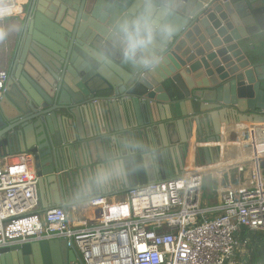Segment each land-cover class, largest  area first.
Listing matches in <instances>:
<instances>
[{"label": "water", "instance_id": "obj_1", "mask_svg": "<svg viewBox=\"0 0 264 264\" xmlns=\"http://www.w3.org/2000/svg\"><path fill=\"white\" fill-rule=\"evenodd\" d=\"M30 1L29 16L5 58L8 80L0 96V157L31 154L35 172L40 157L50 173L57 174L50 182L52 201L40 195L42 211L72 206L66 200L71 182L58 174L64 168L58 130L67 122L73 132L67 143L87 148L88 142L74 134L80 108L93 124L113 99L121 105L131 103L136 113L156 108L160 130L169 121L175 123L182 152L188 118L211 120L205 123L211 135L202 139L204 144L220 143L222 128L236 121L264 125V0H182L180 30L165 48L161 67L143 78L128 66L115 67L109 74L90 61L88 51L102 48L106 39L107 19L97 12L102 0ZM110 3L119 13L133 0ZM58 12L70 17L66 25L56 23ZM210 151L202 147L207 163ZM166 179L165 174L162 180ZM57 248L63 264H82L63 239L0 249V264H56L49 256Z\"/></svg>", "mask_w": 264, "mask_h": 264}, {"label": "built area", "instance_id": "obj_2", "mask_svg": "<svg viewBox=\"0 0 264 264\" xmlns=\"http://www.w3.org/2000/svg\"><path fill=\"white\" fill-rule=\"evenodd\" d=\"M7 79L0 71V96ZM251 124L250 144H264V125ZM261 160H252L256 173L244 182L215 189L213 205L202 203L204 174L191 172L132 187L120 200L97 196L86 203L99 212L90 223L83 214L74 221L64 207L38 214L33 155L1 156L0 249L63 239L82 264H226L238 232L264 231Z\"/></svg>", "mask_w": 264, "mask_h": 264}, {"label": "crops", "instance_id": "obj_3", "mask_svg": "<svg viewBox=\"0 0 264 264\" xmlns=\"http://www.w3.org/2000/svg\"><path fill=\"white\" fill-rule=\"evenodd\" d=\"M30 2V0H5V2L0 4L2 6L0 8V71H7L5 58L6 55L14 48L15 42L21 34L22 26L29 16L28 8L30 6ZM65 6L67 9L72 8L71 4H66ZM57 8L58 7H56V10ZM69 20L70 17H68V15H63V12H58L57 14H55V21L58 25H66ZM5 32L7 33L6 35H4ZM75 90L77 91L76 88H74V91ZM74 91H72L73 94H75ZM182 108L185 112H187V107L185 105H182ZM150 109L151 110H146L144 108V111L138 109L136 113L131 103L129 104V106L121 105L118 99H113L111 101H108V107H104L102 111L99 110L98 114H100V117L98 118V122L93 124L90 121L87 112L85 110L81 111L80 108V111L78 113V120L80 122L79 130L76 129V132L74 130V134H76V138L80 137L83 140H86L88 142V147L91 146L92 141L99 135L100 120L102 119L106 128L113 131H119L125 127H127L128 129L130 128L132 132L148 140L157 149V164L151 173L137 172L132 175L127 184L123 186L113 187L110 190L99 194L98 196H104L111 201L116 199L120 200L123 198V194L119 193H123L124 191H127L132 187L138 186L140 183H143L144 185L146 183L162 180L165 174L166 177L170 179L175 178L179 175H187L191 172H197L198 170L203 171L204 167L217 165L221 157H223V159L233 156L236 157V155L239 154L237 153V151H239V148L242 155V158L239 160V164L230 165L223 168H215L209 171L202 172L203 174L210 175V179L213 181L212 190H219L222 187L227 186L228 184L244 182L247 177L251 175V172L253 174L256 173L255 163L250 165L247 161L253 162L252 160L254 159L264 157V144H257L258 142H256V144L254 145L250 144L249 137H246L245 132L252 129V127H250L252 125L251 123L236 121L235 124L227 127L226 130L222 128V143L220 142L204 144L200 141L199 131L201 130L203 125H206L205 123H208L211 120L209 118L202 119L201 117L188 118L185 120V122L189 127V132L187 136V143L183 146L184 152H182L181 147L180 149H178L179 134L175 123L172 122L173 120L169 121V123L166 124L165 130H160L158 124L155 123L160 114L156 108ZM155 117L157 118L156 120ZM192 123H196V128L194 127L193 130ZM238 128H240L241 130L239 131ZM58 131L60 134V139L62 141L60 149H62L61 156L64 163L63 170L58 174L63 173L68 184L69 182H71V187L74 188L78 183L80 172L85 164L84 151L86 148H81L76 144L67 143L70 139L73 138V136H71V133L73 134V132H71V127L67 122H63L61 125L59 124ZM210 133L211 129L208 132V137H210ZM194 134L196 139V145L194 147V160L197 161L203 168H190L189 162L187 160V146L189 144L190 137ZM238 134L241 135V137H239L240 146L234 147L230 152H228L230 148L227 147L228 144H232L237 138ZM254 137H260L258 132L257 135H254ZM204 146L211 147L209 163H207L202 152V147ZM215 146H217L219 149L218 153ZM173 159L175 163H173ZM261 161L263 163L261 165L260 162V169L262 178L264 180V158H262ZM238 165H242V172H239L237 170ZM47 166L48 165L46 162H44V159L39 157L36 166V177L37 181H39L38 214H41L43 212L41 207L40 195L44 198V200H48L49 202H51L53 198L50 182L57 176V174H51V170ZM193 169H197V171H194ZM213 196V199L210 197L208 198V201H210L209 204H211V201L216 200V196L214 194ZM215 203L216 202H214L213 204ZM66 210L70 214L71 219H73L74 221L81 214L85 215L87 221H89L90 223L93 222L94 219L99 218L98 209L88 208L86 207V203L82 205L71 206ZM49 257L52 260L54 259L56 264H63V256L58 248L55 251L53 250Z\"/></svg>", "mask_w": 264, "mask_h": 264}, {"label": "clouds", "instance_id": "obj_4", "mask_svg": "<svg viewBox=\"0 0 264 264\" xmlns=\"http://www.w3.org/2000/svg\"><path fill=\"white\" fill-rule=\"evenodd\" d=\"M114 7L110 0L98 5L97 12L107 19L105 44L87 55L106 73L128 66L135 76L146 77L161 67L165 48L180 30L177 18L184 15L182 0H133L119 13ZM84 160L78 183L66 196L72 206L127 184L137 172L151 173L157 164V149L127 127L119 131L106 128L101 119L99 135L85 149Z\"/></svg>", "mask_w": 264, "mask_h": 264}, {"label": "trees", "instance_id": "obj_5", "mask_svg": "<svg viewBox=\"0 0 264 264\" xmlns=\"http://www.w3.org/2000/svg\"><path fill=\"white\" fill-rule=\"evenodd\" d=\"M209 127L203 125L201 128L202 136L200 141L205 137H208ZM201 153V152H200ZM210 182L213 181L208 179ZM205 184V183H204ZM203 185L202 198H205L206 187ZM212 191V192H211ZM210 194L207 197V202L209 204L208 198H214V190L211 188ZM211 205V204H209ZM238 248L233 253L231 259L226 264H264V231H250L246 232L242 229L236 235Z\"/></svg>", "mask_w": 264, "mask_h": 264}, {"label": "bare ground", "instance_id": "obj_6", "mask_svg": "<svg viewBox=\"0 0 264 264\" xmlns=\"http://www.w3.org/2000/svg\"><path fill=\"white\" fill-rule=\"evenodd\" d=\"M194 127L196 128V123H192V130H193ZM238 130L240 131L241 129L238 128ZM239 137H241L240 134L237 135V138L234 140V142L232 144H228L227 147H230L228 152H230L232 148L240 146V138ZM195 145H196V139H195V134H194L193 136L190 137V141H189V144L187 146V149H188L187 160L189 162V166H190V168H203V167H201L199 165V163L197 161L194 160V147H195ZM222 151H223V148H222ZM250 151H251V149H250ZM237 153H239V154L236 155V157L233 156V157L226 158V159H223V157H221V159H220V161H219V163L217 165L210 166V167H204L203 171H209V170L215 169V168H223V167H227V166H230V165L239 164V160L242 158V155L240 153V148H239V151H237ZM261 158H264V157H261ZM247 162L250 165L253 164V162H251V161H247ZM193 170L197 171V169H193ZM203 171L202 170H198L197 172H203Z\"/></svg>", "mask_w": 264, "mask_h": 264}, {"label": "rangeland", "instance_id": "obj_7", "mask_svg": "<svg viewBox=\"0 0 264 264\" xmlns=\"http://www.w3.org/2000/svg\"><path fill=\"white\" fill-rule=\"evenodd\" d=\"M175 177V176H174ZM208 179H210V175L209 174H204V178H203V184H204V187H206V192H205V198H202V203H204V204H206L207 205V197H208V195L210 194V191H211V188H212V182H210ZM202 188H203V185H202ZM202 188H201V196H202V192H203V190H202ZM217 201V199L216 200H213V201H211V205L214 203V202H216Z\"/></svg>", "mask_w": 264, "mask_h": 264}, {"label": "flooded vegetation", "instance_id": "obj_8", "mask_svg": "<svg viewBox=\"0 0 264 264\" xmlns=\"http://www.w3.org/2000/svg\"><path fill=\"white\" fill-rule=\"evenodd\" d=\"M7 72V71H6ZM7 77H8V72H7ZM8 80V79H7Z\"/></svg>", "mask_w": 264, "mask_h": 264}]
</instances>
